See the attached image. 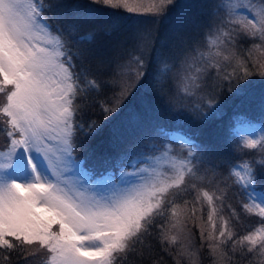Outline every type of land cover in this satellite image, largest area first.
<instances>
[{
	"label": "snow or ice",
	"instance_id": "6c2138e0",
	"mask_svg": "<svg viewBox=\"0 0 264 264\" xmlns=\"http://www.w3.org/2000/svg\"><path fill=\"white\" fill-rule=\"evenodd\" d=\"M93 2L159 16L172 0H159V6L153 0L154 7L143 9L129 0ZM206 8L207 52L196 38L165 48L140 36L114 68L100 60L109 65L101 72L97 53L83 46L93 33L78 35L79 18L66 0H0L5 264L13 255L33 264L41 253L43 264H166L164 256L172 264H202L204 250L212 264H241L233 257L250 255L261 259L248 264H264V200L256 203L253 194L264 159L232 164L187 135L170 139L155 131L104 158L98 174L77 158L101 123L119 119L121 105L142 88L169 111L202 121L219 114L225 91L245 97L257 86L250 78L264 71L250 65L264 69V0H210ZM249 41L250 48L241 47ZM158 139L154 154L143 156V146ZM244 150L264 156V134L241 136L234 151ZM233 189L250 201L240 202L243 211L260 217L244 235L232 228L238 218L227 202ZM192 227L199 229V247Z\"/></svg>",
	"mask_w": 264,
	"mask_h": 264
},
{
	"label": "trees",
	"instance_id": "16d2710c",
	"mask_svg": "<svg viewBox=\"0 0 264 264\" xmlns=\"http://www.w3.org/2000/svg\"><path fill=\"white\" fill-rule=\"evenodd\" d=\"M210 0H172L166 4L167 7L162 11V15L167 17L162 23L157 24L156 35L162 36L155 40L156 47L164 46L169 48L182 41L196 38L199 41V47L202 51L207 52L209 45L207 36L209 35L205 25L207 21L206 5ZM257 0H253V3ZM69 6L70 14L78 17L79 31L78 35H87L93 33L94 39L89 44L85 42L83 46H91L97 53V64L101 72L108 70V63L100 64L99 61H111L112 67L115 64L123 62L128 53L132 51L133 45L138 42V37L142 36V16L130 14L123 8H113L103 3H96L93 0H66ZM75 9L72 12V9ZM149 21L148 19H144ZM255 43H259L258 40ZM252 46V41L241 43V47L247 49ZM253 72L264 71L258 66H251ZM231 71V69H229ZM257 78L256 87L248 96L240 97L235 93L225 91L219 97L220 109L218 115L211 116L207 120L194 121L188 118L182 112H172L166 107V102L155 97L147 88H142L128 97L121 105L122 112L120 118L111 123H101V130L98 131L87 144L77 152V158L83 161L85 168L93 170L97 174L104 171L102 160L106 157L114 156L119 152L127 151L135 146L142 133L155 131L163 137L170 132L179 131L182 135H187L197 143L204 145L219 152L225 160L236 164L232 156H238L244 162H251L253 159H264L258 152L253 150H244V152L234 151L239 144L235 131L239 119L240 122L245 120L260 121L264 124V108L259 103L264 95V87L260 85L264 77L259 74L253 75ZM260 78V79H258ZM111 94V93H109ZM232 102L231 108L222 113ZM238 114L231 115L233 110ZM224 111V110H223ZM98 119V117H93ZM240 124V123H239ZM163 129L161 133L159 130ZM156 140L154 143H159ZM153 142L144 145L149 146ZM7 144L6 137L0 131V148H5ZM236 154V155H235ZM241 161V160H239ZM255 166V165H254ZM221 171H225L221 169ZM225 174L227 172L225 171ZM258 189L264 190V177H258L255 185ZM237 189H233L230 199L227 201L236 209L238 218L234 217L232 228L239 235L246 234L253 226H258V217L255 212L245 213L242 209L241 201L249 203V199L237 195ZM229 209H225V218L229 215ZM206 218V217H205ZM194 234V244L199 247V229L191 228ZM45 255L43 253L34 258L33 264H43ZM242 261L247 259L260 260L258 256H248L246 258L233 257ZM166 264H172L171 258L164 256ZM202 264H212L207 251L204 250L200 257ZM12 264H25L23 257L13 255ZM0 264L5 262L0 259Z\"/></svg>",
	"mask_w": 264,
	"mask_h": 264
},
{
	"label": "rangeland",
	"instance_id": "374dc122",
	"mask_svg": "<svg viewBox=\"0 0 264 264\" xmlns=\"http://www.w3.org/2000/svg\"><path fill=\"white\" fill-rule=\"evenodd\" d=\"M129 4L130 6H135V7H141L143 8H150V7H154L153 5V0H129ZM155 5L159 6V0H155ZM164 7H167V5H165ZM163 7L162 11L165 9ZM163 14V13H162ZM142 16V18L144 19H148L144 20L142 19L141 23H142V30L144 32H142V36H150L151 41L155 42V40H157L158 38H161L162 36L160 35H156L157 33H155V31L157 30V24L162 23L163 20L167 19V17H164L163 15H152V14H145V15H140ZM253 82H257V78L251 77L250 78ZM260 79V78H258ZM232 102H229V105L222 109V113L226 112L227 110H229L231 107ZM261 104H259L260 107L264 108V95L261 98V101L259 102ZM221 110V109H220ZM224 110V111H223ZM231 115H242L241 113L238 114L237 111L234 109ZM235 131L237 132L238 139H240L241 136H251V138H258V136L260 134H264V124L262 122H258V121H253V120H245L240 122V124L237 125V127L235 128ZM173 136H183L181 134V132L179 131H175V132H170L168 134V137L171 139ZM167 141H165L166 143ZM161 142L159 143H151L150 147H145L143 150L142 155L143 156H151L153 155V149L155 147H158L160 145ZM173 147H177V145H173ZM5 148H0V150H4ZM254 152H258L253 150ZM259 153V152H258ZM156 155H159V152L155 153ZM236 155V154H235ZM232 158L235 160L236 163L239 164H243L242 159H240L237 155L236 156H232ZM241 160V161H239ZM256 200V203H259L261 200H264V190L258 189L256 186L254 188V192H253ZM53 230H55V226H53ZM193 242H194V236H193ZM47 257L45 256L44 259H42L43 261L46 260ZM261 259V257H260ZM249 260H253V259H247L244 260V262L242 261V264H248ZM258 262V261H257Z\"/></svg>",
	"mask_w": 264,
	"mask_h": 264
}]
</instances>
